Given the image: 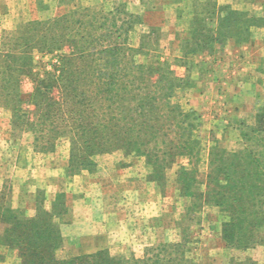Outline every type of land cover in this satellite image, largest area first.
<instances>
[{
  "label": "rangeland",
  "instance_id": "1",
  "mask_svg": "<svg viewBox=\"0 0 264 264\" xmlns=\"http://www.w3.org/2000/svg\"><path fill=\"white\" fill-rule=\"evenodd\" d=\"M262 115L264 0H0V264H264L209 177Z\"/></svg>",
  "mask_w": 264,
  "mask_h": 264
},
{
  "label": "trees",
  "instance_id": "2",
  "mask_svg": "<svg viewBox=\"0 0 264 264\" xmlns=\"http://www.w3.org/2000/svg\"><path fill=\"white\" fill-rule=\"evenodd\" d=\"M98 73L101 71L98 70ZM111 84H113L112 81L109 82V85ZM126 89L131 90V88ZM134 89L136 106L133 109L142 114L148 109V105L155 101L156 86L153 91H147L142 85H137ZM261 118L256 121V126H246L241 133L243 148L234 152H226L222 149L226 158L221 159V155L214 159L219 161V164L213 166V163H210L209 177L212 173L215 175L217 188L213 191L210 187V192L216 191L215 195L221 194L218 197L214 195L213 201L222 212L229 216V221L223 223V239L228 245L245 249L256 244H264V156L262 153L264 151V115ZM98 123L96 122L93 126L96 127ZM83 125L82 122L79 127ZM156 138H158L157 134L147 138V145L155 144ZM182 151L191 156L187 148H183ZM221 177L226 180L225 184H221ZM179 178L182 180L183 177L180 175ZM185 181L187 182V177ZM190 187L192 185L188 184L187 188Z\"/></svg>",
  "mask_w": 264,
  "mask_h": 264
}]
</instances>
